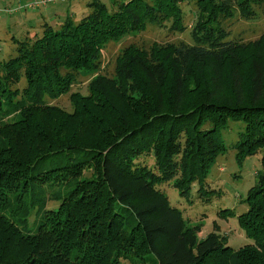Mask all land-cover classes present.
<instances>
[{
	"label": "trees",
	"instance_id": "1",
	"mask_svg": "<svg viewBox=\"0 0 264 264\" xmlns=\"http://www.w3.org/2000/svg\"><path fill=\"white\" fill-rule=\"evenodd\" d=\"M182 1L90 0L77 22L67 16L32 39L14 37L16 54L0 75V264L144 263L149 254L156 264H264V34L227 40L221 23L264 0H193V44H128L112 76L92 78L86 94L70 93L71 111L48 102L69 93L82 72L98 70L109 42L149 24L185 30ZM231 121L244 129L227 142ZM229 150L239 164L260 150L262 166L238 216L251 242L235 251L216 233L198 241L200 225L186 227L158 188L172 180L188 197L196 184L209 200L208 171ZM64 152L79 156L33 172ZM143 153L153 154L155 170L135 161ZM86 168L90 177L63 196L53 192L58 207L44 209V189L67 187ZM35 207L36 217L43 211L29 230Z\"/></svg>",
	"mask_w": 264,
	"mask_h": 264
},
{
	"label": "rangeland",
	"instance_id": "2",
	"mask_svg": "<svg viewBox=\"0 0 264 264\" xmlns=\"http://www.w3.org/2000/svg\"><path fill=\"white\" fill-rule=\"evenodd\" d=\"M16 1L24 2V0H0V75L3 69L2 61L16 54V43L9 38L8 32H10L9 34H13L16 38H25L24 33H15L16 30L13 29L15 28L13 25L14 23L23 22V18H19L20 14L23 12H17L12 15L1 12L4 7L10 6ZM66 2H57L50 6H62L67 8L68 5ZM106 3L108 6L107 1ZM181 6L184 11L185 30L182 32L169 30L168 27L170 23H166L165 27L149 24L142 32L131 33L118 41L109 42L102 50V63L98 70L82 72L71 87L69 93L63 94L56 100L48 102L56 104L67 111H71L70 93L78 91L82 94H86L88 92L87 83L92 78L97 75L112 76L115 57L118 52L128 44H136L145 48H148L153 42H182L185 44H193L190 30L195 21L197 9L193 0H183ZM234 10V15L231 18L221 22L224 28L229 31L227 40L247 43L258 39L264 34V1L259 5L253 6L254 12L252 14L243 15L238 9ZM77 16H80V13H78ZM28 33L31 34V32ZM32 38H34V36L30 35V39ZM19 86H21L20 89L25 86L24 78L21 79ZM228 126V132L225 131L223 133L227 142L236 139L239 136L237 132L244 129V126L239 121H231ZM75 156H79V153L64 152L63 154L47 158L33 170V172L37 173L38 171L49 169L50 167L65 165L69 163L71 157L74 158ZM135 161L146 165L150 169H156L153 154H140L135 157ZM41 167L42 169H40ZM261 168L260 150L246 157L241 164L235 159V151L229 150L225 154L219 155L208 171L206 186L213 191L209 200L200 197L196 192V184H194L191 194L188 197L179 195L177 189L172 186V180L171 182L161 183L158 188L165 192L173 207L181 210L186 220V227L200 225L197 232L198 241L206 238L210 233H216L220 236H225L227 245L235 251L251 242V240L246 237L239 223L238 216L245 213L249 207V201L247 199L248 191L256 184L257 173ZM91 173L92 170L86 168L79 177L72 180L69 186L54 185L44 189L43 194L47 199L44 204V209H56L58 207L60 200L51 198L53 192L56 194L60 190V196H63L77 180L88 178L91 176ZM46 185L48 184H44V186ZM40 188H43V185ZM37 209L38 208L35 207L32 215L29 216L27 223V228L29 230H34L36 227L33 223V218L36 217ZM42 211L43 209H40L36 217L37 220L41 216ZM5 213L9 215L10 209L5 211ZM219 213H221V215H219ZM30 218L32 221H30ZM120 264H156V259L153 254H149L144 263L141 261L132 263L128 260H122Z\"/></svg>",
	"mask_w": 264,
	"mask_h": 264
},
{
	"label": "crops",
	"instance_id": "3",
	"mask_svg": "<svg viewBox=\"0 0 264 264\" xmlns=\"http://www.w3.org/2000/svg\"><path fill=\"white\" fill-rule=\"evenodd\" d=\"M105 4L106 1L108 2V6L113 5L115 0H101ZM18 2V1H16ZM13 2V3H16ZM90 0H69L67 1L68 7L64 8L62 6H50L44 7L36 11H27L22 14H20V19L23 18V22H17L14 23V30H16L15 33H24L25 37L30 39V35L34 36V34H40L42 31V27L45 23H48L49 25L53 27H57L60 25L64 19L69 16L73 19V21L77 22L80 18L85 16L88 11V3ZM80 13V16H77V14ZM20 25V26H19ZM37 31V32H36ZM28 32H31L29 34ZM34 32V33H33ZM9 38L14 41L16 38L13 34H9ZM15 37V38H14ZM19 39V38H17Z\"/></svg>",
	"mask_w": 264,
	"mask_h": 264
},
{
	"label": "built area",
	"instance_id": "4",
	"mask_svg": "<svg viewBox=\"0 0 264 264\" xmlns=\"http://www.w3.org/2000/svg\"><path fill=\"white\" fill-rule=\"evenodd\" d=\"M69 0H24V2H16L13 5L4 7L1 12L5 14H15L17 12L36 11L38 9L48 7L57 2H66Z\"/></svg>",
	"mask_w": 264,
	"mask_h": 264
}]
</instances>
